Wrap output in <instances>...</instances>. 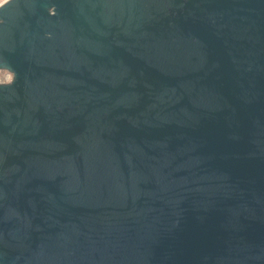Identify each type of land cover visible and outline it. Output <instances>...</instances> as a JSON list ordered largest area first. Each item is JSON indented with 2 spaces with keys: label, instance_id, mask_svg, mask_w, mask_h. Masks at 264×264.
Segmentation results:
<instances>
[{
  "label": "water",
  "instance_id": "water-1",
  "mask_svg": "<svg viewBox=\"0 0 264 264\" xmlns=\"http://www.w3.org/2000/svg\"><path fill=\"white\" fill-rule=\"evenodd\" d=\"M0 264H264V0L0 7Z\"/></svg>",
  "mask_w": 264,
  "mask_h": 264
},
{
  "label": "rangeland",
  "instance_id": "rangeland-1",
  "mask_svg": "<svg viewBox=\"0 0 264 264\" xmlns=\"http://www.w3.org/2000/svg\"><path fill=\"white\" fill-rule=\"evenodd\" d=\"M8 75H11L7 70H0V82H7L11 77L7 78Z\"/></svg>",
  "mask_w": 264,
  "mask_h": 264
},
{
  "label": "clouds",
  "instance_id": "clouds-1",
  "mask_svg": "<svg viewBox=\"0 0 264 264\" xmlns=\"http://www.w3.org/2000/svg\"><path fill=\"white\" fill-rule=\"evenodd\" d=\"M8 2H9V0H0V7H3ZM9 82H11V81H9Z\"/></svg>",
  "mask_w": 264,
  "mask_h": 264
},
{
  "label": "bare ground",
  "instance_id": "bare-ground-1",
  "mask_svg": "<svg viewBox=\"0 0 264 264\" xmlns=\"http://www.w3.org/2000/svg\"><path fill=\"white\" fill-rule=\"evenodd\" d=\"M11 77V75H8L7 78Z\"/></svg>",
  "mask_w": 264,
  "mask_h": 264
}]
</instances>
